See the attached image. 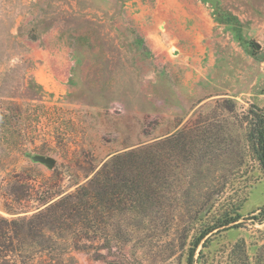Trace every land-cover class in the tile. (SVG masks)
<instances>
[{"label":"rangeland","instance_id":"1","mask_svg":"<svg viewBox=\"0 0 264 264\" xmlns=\"http://www.w3.org/2000/svg\"><path fill=\"white\" fill-rule=\"evenodd\" d=\"M262 113L264 0H0V216L30 217L161 142L90 219L46 212L0 264H188L204 226L236 213L193 259L237 264L239 239L252 259L264 170L245 132Z\"/></svg>","mask_w":264,"mask_h":264},{"label":"trees","instance_id":"2","mask_svg":"<svg viewBox=\"0 0 264 264\" xmlns=\"http://www.w3.org/2000/svg\"><path fill=\"white\" fill-rule=\"evenodd\" d=\"M249 122L250 126L247 132H245V138L248 142L250 151L255 155L257 163L260 168L264 170V113L255 114L254 121L253 119L252 121L250 119ZM179 136V140L177 141L174 140V136H168L163 140V142L165 141L164 143L167 148L173 147L175 143L178 145H184L185 135L180 134ZM158 144H161L159 140L153 143H147L143 146H139L137 150L135 149V151L142 153L144 149L148 148L154 151L153 147ZM135 151L131 150L124 153L114 154L109 161L105 163L103 168L95 173V175L88 182L78 187L76 192L68 193L58 199H55L54 201L48 203L43 209H40L36 213L32 214L30 217H16L8 219L0 216V259H4L13 252L19 253L24 243H27L26 240L28 235L31 233V229L28 227H30L33 221L43 219L48 211L50 214L58 217L59 209L62 207V209L70 214L72 211L73 213L79 212L83 219H90L94 212L88 204H90L91 200L95 197H97L100 202L104 199L107 200L108 198L105 196L107 194H112L110 193V190H114L113 186H116L115 190L118 189V191H122L124 183L126 182H123V175L128 176L131 175V172L133 173L130 169V165L139 166L140 168L145 166L151 167L150 162L147 163L144 160V163L143 161H136L137 159L131 156L135 153ZM145 160L149 161V159ZM141 162L142 165L140 164ZM120 175L122 177H120ZM111 181H115L116 184L111 185ZM94 183H96L99 188L97 191H94L93 189ZM110 186L113 189H110ZM112 196L113 198H117L115 195ZM241 216L242 215L239 213H236L234 216L225 214L214 223L204 226V228L199 232V235L195 238L192 247H190L187 259L188 264H194L195 262L197 264H206V259L204 260L202 258L204 257L202 249L199 251L198 259H193L194 251L197 245L203 240L201 245L204 248L208 243L209 238L206 236L209 233L218 227H224L222 229H226L225 226L236 222L239 218H241ZM251 218L260 223L264 219L262 214L253 215ZM30 239H32V237ZM231 248L230 253L231 256H233L232 260H237V264H264V241L257 247L252 259L248 257L246 244L243 239L235 241ZM23 262L26 261L23 260Z\"/></svg>","mask_w":264,"mask_h":264},{"label":"water","instance_id":"3","mask_svg":"<svg viewBox=\"0 0 264 264\" xmlns=\"http://www.w3.org/2000/svg\"><path fill=\"white\" fill-rule=\"evenodd\" d=\"M256 47H259L258 44H256ZM35 162H40L46 165L49 168H52L55 164V159L51 156H46L42 154H35L30 157Z\"/></svg>","mask_w":264,"mask_h":264},{"label":"bare ground","instance_id":"4","mask_svg":"<svg viewBox=\"0 0 264 264\" xmlns=\"http://www.w3.org/2000/svg\"><path fill=\"white\" fill-rule=\"evenodd\" d=\"M172 50H176V49L172 46V42L170 41L169 44H168L167 52L168 53H172Z\"/></svg>","mask_w":264,"mask_h":264}]
</instances>
